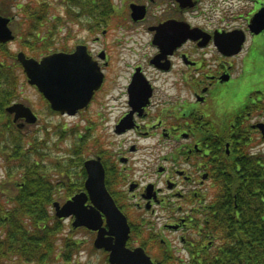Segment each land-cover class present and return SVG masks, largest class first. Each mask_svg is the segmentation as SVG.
<instances>
[{"label": "flooded vegetation", "instance_id": "1", "mask_svg": "<svg viewBox=\"0 0 264 264\" xmlns=\"http://www.w3.org/2000/svg\"><path fill=\"white\" fill-rule=\"evenodd\" d=\"M170 1L162 0L156 14L152 4L136 2L145 5L144 16L133 23L145 24L151 38L123 83L115 82L120 73L111 72L117 53L113 38H94L98 50L92 59L103 83L88 105L99 103L95 115L100 121L114 117L110 142L103 141L111 146L94 154L114 201L120 208L126 200L135 201L140 218L162 214L175 231H183L189 221L196 246L204 240L199 225L212 216L206 188L228 175L227 166L243 171L246 147L264 153V0ZM125 15L131 18L130 9ZM167 20L202 32L158 38L166 43L156 45L149 28ZM238 36L241 50L235 53ZM235 153L239 156L232 159ZM186 203L188 213L180 216Z\"/></svg>", "mask_w": 264, "mask_h": 264}, {"label": "trees", "instance_id": "2", "mask_svg": "<svg viewBox=\"0 0 264 264\" xmlns=\"http://www.w3.org/2000/svg\"><path fill=\"white\" fill-rule=\"evenodd\" d=\"M80 2L88 14L95 10L93 3L98 0ZM40 18V14L38 17L27 15L21 40L31 50L46 52L48 38H40L37 32ZM14 60L7 46L0 45V114L15 98L19 65ZM8 129L12 138V143L8 144L15 148L12 156L19 158L21 165L16 167L25 166L20 170L24 185L13 198L0 194V264H73L81 243L64 238L62 248L58 249L62 224L51 217L46 208L49 201L44 194L51 184L45 167L34 161L30 163L28 155L21 156L32 148L25 149L29 143L20 130ZM36 155L40 153L36 151ZM235 157L236 154L232 159ZM228 169V175L215 182L219 194L211 205L209 222L204 221V246L198 244L200 256L196 263L264 264V169L255 165L250 157L242 162L243 172L238 173L237 167L227 166ZM208 241L211 246H207Z\"/></svg>", "mask_w": 264, "mask_h": 264}, {"label": "rangeland", "instance_id": "3", "mask_svg": "<svg viewBox=\"0 0 264 264\" xmlns=\"http://www.w3.org/2000/svg\"><path fill=\"white\" fill-rule=\"evenodd\" d=\"M31 0H14L9 1V3H6L4 0H0V7L2 9L10 7L9 13L14 16V20L12 22V27L16 31V34L20 35L24 32V25L25 21L27 20V15H33L38 17V14H40V23L37 25V32L40 34V36H46L47 35V27L46 22L48 17V7H45L43 5V1L41 0H34L32 6H28L25 9L22 7L25 6L27 3H29ZM50 7L51 11L54 16H61L63 15V5H61V0H46ZM64 1V0H62ZM114 8V14H117V8L120 7L122 3V0H112ZM162 0H153L151 3L154 4L152 7V13L156 14L157 11L159 12V9L157 10L156 7L160 8V5H157ZM162 8V7H161ZM160 8V9H161ZM85 23L84 20L80 22V25H83ZM122 24L121 20L116 19L115 25H113L110 29V33L108 38H119L121 41H126L128 38H150L147 34H145L144 30L142 28H136L131 26H121ZM80 25L73 23L71 20L66 19L64 17V21L62 22V25H57L56 28V37L55 38H48L45 40V43L47 45H50V43H53L54 48H61V46L66 45L67 46H73L79 42H82L83 40L86 41L88 38L92 37L93 34L87 32L85 29H81ZM71 28V29H70ZM87 43H91L87 40ZM92 45V44H91ZM19 42H16L12 45L13 50L19 48ZM137 44L131 43L129 41L125 42V45L119 49H116L117 51H120L121 54L119 56L118 53H115V69L117 71L122 72V76L126 75V72L124 70V67L130 65L133 63L134 60L137 59L138 54H136L137 51ZM16 51V50H15ZM27 53V49H25ZM35 52V51H34ZM119 56V57H118ZM19 99L18 101L23 102L27 106H29L32 111L36 114L38 121L35 125H28L25 126L23 129V133L28 135V137H35L38 140V143L33 147V150L29 153V160L32 161L36 158V151H38L41 156L44 155V158H47L50 154V157L58 158V155H61L62 157L67 155V152H73V149L75 147H79V143L76 141L75 137H72L68 133H64V138L60 140L61 135H57L54 133L55 131L59 132V130L62 127L65 128H74L76 130V127L83 133V139H84V147L86 149V153L83 155V157H87L89 154H93L94 152H97L100 148H107L110 145V143L105 147L103 144V141L108 140L110 142L111 138V132L113 128V122L112 119L108 122L100 121L99 117L97 118L95 115L96 110H100L99 103H97L95 106L92 104L90 108L84 112L80 113L76 117H60L58 115H55L53 113H50L47 108L43 97L41 94H39L35 87L29 85L26 81V77L23 75L22 71L19 70ZM115 82L120 84L124 82L123 77L115 78ZM241 89V87L238 86V91ZM245 94V93H244ZM6 117L3 118L5 120ZM2 121H0L1 124ZM86 125V126H85ZM0 129H4L5 125L0 126ZM74 130V131H75ZM52 134V135H51ZM51 135V136H50ZM116 138V137H115ZM9 138L2 139L0 135V153L2 152V147L5 145H9L8 141ZM117 140V139H116ZM50 141V145H49ZM96 143V146L92 147V143ZM52 143L55 145L52 147V150H50V147L52 146ZM92 147V148H91ZM79 151V150H78ZM89 155V156H92ZM82 155H79L76 153V158H81ZM18 165V164H17ZM45 166L48 169L47 164ZM3 167V158L0 156V175L2 172ZM63 172L61 174H67L69 173L71 176V181L69 182V186L72 187L74 190L75 187V180H77V171L78 169L71 168L69 166V171H65L63 167ZM136 174H139V172H136ZM113 182L110 183V185ZM204 190V189H203ZM219 194L218 188L215 187L211 188L208 196L207 201L215 200L217 195ZM60 195L59 197H61ZM126 196V195H125ZM123 203V202H122ZM124 204V203H123ZM183 211L180 213V215L185 212V210H188L189 204L186 203L183 205ZM126 212L128 215H130L134 225V233L136 236H138L141 239H144L148 234L151 233H158L159 238H164L165 240L171 241L174 246H180L179 243V237L185 233L183 232H169V231H162L160 230V226H162L164 220L163 219H153L149 215L144 216V218L137 217L136 211L133 210L131 207L126 208ZM142 220L144 221V225L142 226ZM65 234L68 236H72L76 240H84L83 242V248L84 250L80 252L76 257L79 259V262H84V264H107L106 262V254L99 251V250H93L91 248L92 246V239L93 237L91 234L87 233L86 231L82 230H74L71 231V220L65 221L63 226ZM190 234L191 238H195V234L193 232L188 233ZM216 242H214L215 244ZM213 244V245H214ZM164 250L166 248L164 247ZM152 253L157 257V259L162 258V250H160V246H157L154 250L151 248ZM149 254L150 252L147 251ZM185 257L188 255L184 252L181 253ZM169 263V262H168ZM165 261H163L162 264H168Z\"/></svg>", "mask_w": 264, "mask_h": 264}, {"label": "water", "instance_id": "4", "mask_svg": "<svg viewBox=\"0 0 264 264\" xmlns=\"http://www.w3.org/2000/svg\"><path fill=\"white\" fill-rule=\"evenodd\" d=\"M6 20L0 18V41L10 39L9 33L5 28ZM80 51L81 49L78 48ZM59 55H52L45 57L40 63L33 59H26L22 53L18 54V59L24 66V71L28 77L30 84H35L38 89L50 100L53 107L64 110L61 102L62 99H79L81 95L78 91V85L80 83L78 72L82 70L81 65H78V61H71L68 58L63 60V57ZM80 59V58H78ZM57 60V61H56ZM55 64V65H54ZM54 65V66H53ZM81 76V74H80ZM71 104V103H70ZM66 104V105H70ZM11 110H14L18 115L26 117L27 121L32 120L30 113L27 109L21 106H14ZM10 111V110H9ZM89 178L86 182V187L90 192L94 205L102 210L107 218V225L109 232L118 236L116 244H112L110 239L103 237L104 229L100 228L101 219L99 214L95 211V217L89 215L85 211L83 203L85 198L81 195L73 199L67 205H73L71 209L67 210L68 214H73L76 221L74 225H85L90 229H98V237L95 240V246L104 247L110 251L109 262L111 264H152L149 258L146 257L141 250H135L132 253H128L129 256H135L137 254L138 260L134 261L122 255L126 252L124 248V241L128 232V227L124 216L116 209L109 196L105 193L102 186L101 173L96 176L92 170H89Z\"/></svg>", "mask_w": 264, "mask_h": 264}]
</instances>
